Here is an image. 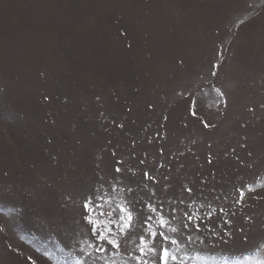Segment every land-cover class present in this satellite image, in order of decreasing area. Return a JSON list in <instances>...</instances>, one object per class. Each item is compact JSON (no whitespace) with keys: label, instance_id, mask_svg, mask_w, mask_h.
I'll return each instance as SVG.
<instances>
[{"label":"rangeland","instance_id":"1","mask_svg":"<svg viewBox=\"0 0 264 264\" xmlns=\"http://www.w3.org/2000/svg\"><path fill=\"white\" fill-rule=\"evenodd\" d=\"M210 71L226 107L205 98L206 128L185 101ZM157 131L174 177L214 168L257 188L246 211L258 239L264 0H0V264H74L73 199L113 149L127 156L135 141L141 158L161 163L147 143ZM254 252L231 254L232 264H252Z\"/></svg>","mask_w":264,"mask_h":264},{"label":"snow or ice","instance_id":"2","mask_svg":"<svg viewBox=\"0 0 264 264\" xmlns=\"http://www.w3.org/2000/svg\"><path fill=\"white\" fill-rule=\"evenodd\" d=\"M210 67L218 70L219 65ZM213 78L218 80V71L200 76L186 89V112L206 128L212 125L202 118L205 98L214 92L217 105L223 102L226 107L224 92ZM164 139L157 131L147 140L153 148L158 146L161 163L141 158L134 141L127 156L117 158L113 149L114 162L107 170L97 165L94 184L77 194L78 202L72 201L80 209L74 220V264H232L231 254L249 247L255 249L252 264H264V230L254 239L255 220L246 211L247 194L257 188L235 175L218 177L214 168L174 177V157L166 152ZM235 159L250 167L239 155ZM207 163L213 164L211 153Z\"/></svg>","mask_w":264,"mask_h":264}]
</instances>
